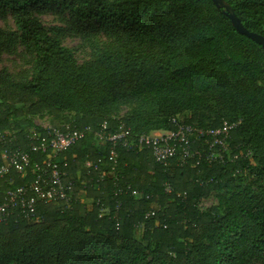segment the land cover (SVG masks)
<instances>
[{
    "label": "trees",
    "instance_id": "trees-1",
    "mask_svg": "<svg viewBox=\"0 0 264 264\" xmlns=\"http://www.w3.org/2000/svg\"><path fill=\"white\" fill-rule=\"evenodd\" d=\"M225 2L247 30L264 36V0ZM0 4L35 53L29 81L0 77V84L38 100L16 105L0 88V134H15L8 148L26 149L32 130L43 133L31 116L45 113L55 128L67 123L94 132L103 121L112 127L121 121L133 136L171 129L172 118L201 128H215L224 121L235 124L222 161L207 159L210 137L192 147L199 154L186 162L173 160L169 166L156 162L149 150L118 148L115 172L102 180V163L110 164L107 147L95 145L88 134L63 154L75 181L72 208L40 204L37 220L18 214L0 223V237L40 225L38 243L44 246V231L56 222L66 223L64 243L70 256L59 254L48 264H251L252 258L264 254V204L238 194L227 203L225 213L216 207L203 212L197 206L211 192L235 187L241 173H251L248 146L264 175V49L259 44L239 34L211 0H0ZM54 5L104 27L119 42L121 30L139 45L151 46L135 49L123 44L120 51L107 50L79 65L72 51L51 37L37 17L42 8ZM217 96L228 101L229 109L202 108ZM133 100L129 117L110 115L119 102ZM184 106L189 113L183 112V118L168 116L184 111ZM99 158L98 170L84 167L86 159ZM27 179L13 171L0 178V202L6 188ZM166 185L171 192L165 191ZM116 186H130L149 199H136L130 191L119 194ZM117 202L121 205L115 209ZM152 205L157 211L145 219ZM101 209L107 214L99 216ZM100 232L109 240L98 243L88 237ZM205 237L208 242L203 244ZM112 238L131 242L134 249L124 256ZM141 241L157 254L155 261L138 248Z\"/></svg>",
    "mask_w": 264,
    "mask_h": 264
},
{
    "label": "rangeland",
    "instance_id": "rangeland-1",
    "mask_svg": "<svg viewBox=\"0 0 264 264\" xmlns=\"http://www.w3.org/2000/svg\"><path fill=\"white\" fill-rule=\"evenodd\" d=\"M111 1V0H105ZM37 17L42 23L45 31L53 38L57 39L61 45L70 49L74 55L77 64L81 65L99 58L107 50L120 51L123 44L130 45L131 48L148 49L150 44L132 40L126 31L119 32L121 42L115 35L108 33L104 27L99 28L95 23L81 21L71 12L61 10L57 6H46L42 8ZM158 47H153L157 50ZM35 53L32 47H28L23 41L20 31L14 24L7 8L0 4V77L10 82L21 83L31 79L34 73ZM1 92H7L8 102L20 105L24 100L36 103V97L18 93L13 88H8L0 84ZM13 95H18L14 97ZM135 101L119 102L111 110L110 115L114 118L129 117ZM210 112L229 109V103L226 99L219 96L210 99L202 107ZM184 111L178 110L169 113L168 116H178L183 118V112L189 113L188 107L184 106ZM33 122L38 126H51V116L45 113L42 117L31 116ZM240 120V119H239ZM241 121V120H240ZM248 155L251 159L250 172L241 173L237 179L235 187H224L219 191L211 192L207 197L201 199L198 203L200 211H207L210 207H216L220 212L225 213L227 203L238 194L249 198L254 202L264 204V175L261 165L253 158V150L248 146ZM80 196V195H79ZM80 205L83 206V194L79 198ZM40 225H31L24 230L14 232L7 237H0V264H48L57 261L58 255L70 256L69 249L65 241L68 235V227L64 222H56L49 229L44 231V246H39V238L42 235ZM88 237L95 242L101 243L109 240L106 233L89 234ZM110 241L117 246L119 252L127 256L134 249L131 242L121 238H112ZM203 244L208 242L205 237L201 241ZM140 250H144L148 259L156 260L157 254L146 247V242L141 241L138 244ZM169 256V255H168ZM159 259L165 261V256H159ZM14 258H17L15 261ZM251 264H264V254H260L250 260ZM167 264H170L167 262Z\"/></svg>",
    "mask_w": 264,
    "mask_h": 264
},
{
    "label": "built area",
    "instance_id": "built-area-1",
    "mask_svg": "<svg viewBox=\"0 0 264 264\" xmlns=\"http://www.w3.org/2000/svg\"><path fill=\"white\" fill-rule=\"evenodd\" d=\"M171 122L173 125L171 129L154 130L138 136H133L130 129L121 121L114 127L103 121L94 132L88 126L78 129L67 123L61 124L58 128L39 126L43 133L32 130L27 136L26 149L8 148L7 145L15 139V134L4 131L0 134V178L13 171L21 177L29 176V179L23 184L5 189L3 201L0 202V223L18 214L27 219L37 220V208L40 204H52L62 210L72 208L76 201L75 181L66 169L68 162L63 154L72 145L84 140L88 134L93 135L95 145L107 147V159L110 164L102 163L104 169L100 171V180L115 172L118 148L149 150L156 162L169 166L173 160L186 162L194 154H199L197 150L193 152L192 147L196 142L210 137L211 141L208 143L210 153L207 159L218 157L222 161V153L228 148L227 141L235 124L224 121L215 128H201L185 124L177 118H172ZM100 161V158L97 162L86 159L84 167L98 170ZM9 183L12 184V181L9 180ZM116 188L119 194L130 191L132 197L136 199H149V195L139 190H131L130 186ZM171 190L169 185L165 186L166 192L169 193ZM81 192L79 190L78 193ZM120 205L121 203L117 202L115 209ZM157 208L152 205L145 212V219L154 216ZM102 214H107V210L101 209L99 216Z\"/></svg>",
    "mask_w": 264,
    "mask_h": 264
},
{
    "label": "water",
    "instance_id": "water-1",
    "mask_svg": "<svg viewBox=\"0 0 264 264\" xmlns=\"http://www.w3.org/2000/svg\"><path fill=\"white\" fill-rule=\"evenodd\" d=\"M211 1L218 10H221L224 14L227 15L232 26L235 28V30L239 34L246 36L247 38L251 39L255 43L259 44L264 49V36L256 32L247 30L242 25L238 17L235 15L230 5L227 2H225V0H211Z\"/></svg>",
    "mask_w": 264,
    "mask_h": 264
}]
</instances>
